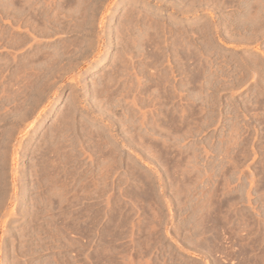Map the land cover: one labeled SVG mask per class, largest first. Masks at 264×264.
<instances>
[{
    "label": "rangeland",
    "instance_id": "rangeland-1",
    "mask_svg": "<svg viewBox=\"0 0 264 264\" xmlns=\"http://www.w3.org/2000/svg\"><path fill=\"white\" fill-rule=\"evenodd\" d=\"M0 264H264V0H0Z\"/></svg>",
    "mask_w": 264,
    "mask_h": 264
}]
</instances>
